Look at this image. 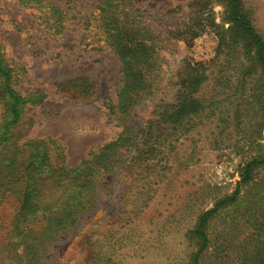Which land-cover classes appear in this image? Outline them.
Listing matches in <instances>:
<instances>
[{"label":"rangeland","instance_id":"obj_1","mask_svg":"<svg viewBox=\"0 0 264 264\" xmlns=\"http://www.w3.org/2000/svg\"><path fill=\"white\" fill-rule=\"evenodd\" d=\"M43 1L66 15L61 34L45 29L36 2L0 0V54L25 100L13 138L44 142L37 162L46 172L74 168L120 137L132 143L116 153L114 173L98 181L94 209L75 227L26 236L34 222L19 213V195L0 188V264H193L198 219L236 189L237 201L207 220L196 264H264V167L238 186L243 166L264 158V78L229 32L227 1L133 0L154 77L125 114L120 60L98 28V0ZM239 1L264 43V0ZM199 64L206 81L190 94L181 84L203 71L192 69ZM186 94L203 107L178 124L169 114ZM3 105L0 96V120ZM55 195L46 188L40 197Z\"/></svg>","mask_w":264,"mask_h":264},{"label":"trees","instance_id":"obj_2","mask_svg":"<svg viewBox=\"0 0 264 264\" xmlns=\"http://www.w3.org/2000/svg\"><path fill=\"white\" fill-rule=\"evenodd\" d=\"M36 2L39 10L38 19L41 20L45 29L52 35H59L64 30L66 15L59 6L42 0H26ZM228 3L229 32L243 44L249 57L250 67L257 68L264 78V43L261 37L247 21L241 11L239 0H226ZM98 17V28L104 38V43L109 47L120 60V72L123 76V85L119 91L122 104L118 108L121 114L131 110L141 96L151 90L154 77L150 70L153 66L150 49L144 48L141 44L150 41V34L144 26H141L133 18L135 14L133 0H98L96 6ZM222 47L227 45V40L221 38ZM220 44V45H221ZM199 69L197 75L188 77L182 82V86H188L190 94L200 90L206 81L204 66L194 65L193 70ZM0 96L4 101V113L0 120V155L11 150L0 161V188L3 193L13 192L18 196L19 213H23L24 220L31 223L26 236L36 231L48 230L52 232L75 227L79 219L85 213L94 209L96 204V186L98 181L109 173H114L116 164L114 159L121 148L130 146L131 138H118L108 143L99 150L89 153L81 160L78 166L68 169L61 167L54 171H44L45 164L39 169L41 163L46 159L43 141L25 142L18 145L11 129L17 126L21 118V108L25 103L18 93L12 89V73L0 54ZM182 98L180 93L178 99ZM187 98V99H186ZM187 101V102H186ZM202 101L192 98L186 94L180 104L169 114L165 107L162 118H177L176 123L180 124L183 117H196L202 109ZM49 158V157H48ZM264 167V158H251L241 169V180L238 186L246 185L251 181V174L256 168ZM8 186L15 187L10 190ZM56 193L55 199L40 197L41 190L46 189ZM68 192L66 193V191ZM239 190L236 189L233 195L224 198L217 203L213 209L206 211L198 219L192 237L198 240L199 249L197 257L207 248L208 239L205 233L207 220L221 208L232 205L237 201ZM30 196V198H29ZM38 200V203L35 202ZM35 231V232H36ZM26 236L20 235V237ZM25 240V239H24ZM24 242V241H23ZM264 247V245H263ZM263 249V248H262ZM264 250V249H263ZM258 251L254 252L251 261H259ZM264 253V252H263Z\"/></svg>","mask_w":264,"mask_h":264}]
</instances>
